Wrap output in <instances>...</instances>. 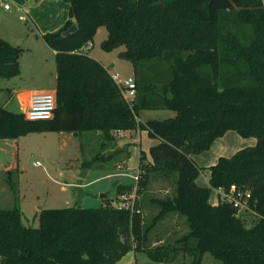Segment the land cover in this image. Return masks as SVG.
Instances as JSON below:
<instances>
[{
    "label": "trees",
    "instance_id": "16d2710c",
    "mask_svg": "<svg viewBox=\"0 0 264 264\" xmlns=\"http://www.w3.org/2000/svg\"><path fill=\"white\" fill-rule=\"evenodd\" d=\"M64 1L70 5L69 20L43 35L56 52L54 118L32 121L1 107L0 139L49 131L100 133L101 152H110L102 160L124 166L131 153L117 148V133L146 130L158 142L150 149L151 162L140 152L137 185L119 184L116 200L105 197L100 208L41 209L38 228L24 225L20 206L0 209V263L117 264L135 251L156 263L173 262L185 253L193 256V264H202L209 253L222 264H264L262 0ZM73 24L78 32L63 38ZM101 27L108 33L103 49L123 47L119 56L134 65L137 96L132 105L97 59L74 53L91 43ZM23 52L0 38V81L21 74ZM143 109H172L176 116L142 122ZM231 130L255 137L257 144L209 168L199 167L192 156L209 151ZM124 151L126 160L118 161ZM102 160L98 156L94 162ZM206 170L208 187L197 182ZM15 171L6 172V181L16 193ZM172 176L175 193L152 200L160 211L150 225L138 201L128 207L116 204L124 193L145 194L151 178ZM232 185L251 193L255 217L250 225L226 199L210 202L213 189L227 193ZM174 213L186 218L189 232L173 244L152 246L150 233Z\"/></svg>",
    "mask_w": 264,
    "mask_h": 264
},
{
    "label": "rangeland",
    "instance_id": "374dc122",
    "mask_svg": "<svg viewBox=\"0 0 264 264\" xmlns=\"http://www.w3.org/2000/svg\"><path fill=\"white\" fill-rule=\"evenodd\" d=\"M262 2L264 7V0ZM107 36L106 28H99L91 42L92 48L87 53L101 61L111 75L118 74L124 80L133 77L135 75L134 65L119 56L120 51L124 50L123 47L112 51L103 49L102 44ZM44 82L48 81L44 80ZM10 84L8 80L0 81V89L3 90L0 94V108L3 98L4 102H2L6 103L7 87H14ZM48 85L51 90L56 87L54 80H50ZM8 109L20 111V106L16 100H12ZM146 111V109L140 111L142 120L146 119L143 113ZM155 113L160 118L150 119L164 120L176 116V111L172 109L159 110ZM120 141L118 138L117 148L129 151L126 144L121 145L122 141ZM147 142L146 140L143 143L142 149H148ZM101 145L102 141L99 137L91 132L78 135L57 131L33 132L17 139H0V209L20 206L24 225L38 228L40 227L39 212L41 209H58L78 205L84 208H100L106 204L105 197L108 200H116L119 184L137 185L139 145L133 149V154L126 166L117 164L114 159L104 162L102 159L108 158L110 152L105 150L101 152ZM126 151L118 157V161L126 160ZM98 156L102 161L94 162ZM98 163H103L105 168L96 167ZM12 169L19 171V173L16 171L14 173V180L18 183L17 190H19L16 193L6 181V172ZM175 176L177 178V174ZM176 178L174 176L167 180L151 178L144 196L139 198L135 192L131 195L124 193L118 197L116 204L132 205L138 201L144 221L148 226L152 223V218L160 211L152 200L172 197L176 190ZM250 219L253 220V218ZM188 231L186 218L175 213L171 214L164 223L157 225L149 236L150 240L166 239V244H173ZM140 254H142L139 257L140 264H166L155 263L143 256V253ZM210 259L218 264L209 253L204 257V263L211 264ZM191 263L187 261L184 264Z\"/></svg>",
    "mask_w": 264,
    "mask_h": 264
},
{
    "label": "crops",
    "instance_id": "0c3cea01",
    "mask_svg": "<svg viewBox=\"0 0 264 264\" xmlns=\"http://www.w3.org/2000/svg\"><path fill=\"white\" fill-rule=\"evenodd\" d=\"M6 4L10 6L9 9L5 8ZM69 18L70 5L64 0H40L38 2H34V0H0V38L8 41L14 46L24 49L20 58L21 74L12 79H6L14 87H7L6 103H3V98L1 107L8 109L11 101L16 100L20 106V111L8 110L23 113V109L28 106L29 100L33 94L47 92L56 93V87L51 90L50 85H48V82L50 84V80H54L55 86H57L56 52L46 43L43 39V35L59 30ZM99 62L101 63V61ZM44 80L48 82L45 83ZM2 93L3 90L0 89V94ZM156 111L159 110H147L143 112L146 117L144 120L141 119L140 113L138 120L146 122L150 120V118H160L158 114L155 113ZM95 136L99 137L100 133H96ZM117 138L122 141H120L121 145L126 144V146H129L128 149L131 156L135 146L137 147V145H139V158L142 150L147 155L148 161H152L150 149L158 140L150 138L148 131L136 130L121 132L117 133ZM146 140L148 141L146 143L148 149L144 150L142 149V145ZM256 144L257 139L255 137L244 138L236 131L231 130L223 137L218 138L209 151L193 155L192 158L199 167L209 168L215 165L221 157H231L239 150L248 146H255ZM129 160L130 159L126 160V165H128ZM197 182L205 187L210 186L209 171L206 170L202 172ZM144 195L145 194H141L139 198ZM222 197L223 191L221 189H213L210 202L213 205H218ZM241 214L248 220L249 225L252 222L250 218L254 219L255 217V214L251 211ZM170 216L171 214L162 223ZM165 242L166 239L159 241L156 239L154 241L151 240L152 246L162 245ZM140 253L142 252L131 251L117 264H140L139 257L142 255ZM207 254L203 256L202 264H205L204 257ZM143 256L148 258L145 253H143ZM193 259V256L181 253L175 261L167 262L166 264H177L179 262H181L180 264H184L187 261L193 264ZM210 261L211 264H216L212 259H210ZM216 261L218 264H222L220 261Z\"/></svg>",
    "mask_w": 264,
    "mask_h": 264
},
{
    "label": "built area",
    "instance_id": "2783aa9c",
    "mask_svg": "<svg viewBox=\"0 0 264 264\" xmlns=\"http://www.w3.org/2000/svg\"><path fill=\"white\" fill-rule=\"evenodd\" d=\"M9 5L6 4L5 8L9 9ZM92 44L84 46L81 51L74 53L87 52L91 50ZM116 83L123 89V95L130 105L134 104L137 96V84L135 77H129L128 79H122L118 74L113 75ZM56 93H36L29 100V104L23 109V114L28 120L32 121H45L52 120L54 118L56 109ZM139 175L137 177V182ZM136 195V194H135ZM223 199L233 205L238 213L250 211L249 200L251 199V193L249 191L239 190L235 185H232L227 193L223 191ZM124 206H130L128 203H123Z\"/></svg>",
    "mask_w": 264,
    "mask_h": 264
},
{
    "label": "water",
    "instance_id": "95a60500",
    "mask_svg": "<svg viewBox=\"0 0 264 264\" xmlns=\"http://www.w3.org/2000/svg\"><path fill=\"white\" fill-rule=\"evenodd\" d=\"M79 28L76 24H73L72 26H70L67 30H65L63 33H62V37L63 38H67L71 35H74L78 32ZM102 197H105V195H102Z\"/></svg>",
    "mask_w": 264,
    "mask_h": 264
}]
</instances>
